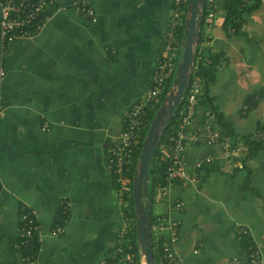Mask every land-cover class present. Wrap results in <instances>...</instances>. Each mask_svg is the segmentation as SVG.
<instances>
[{
	"label": "crops",
	"instance_id": "0c3cea01",
	"mask_svg": "<svg viewBox=\"0 0 264 264\" xmlns=\"http://www.w3.org/2000/svg\"><path fill=\"white\" fill-rule=\"evenodd\" d=\"M246 1L252 7L231 32L223 26L224 0H215L198 48L206 63L208 54L219 56L207 88L212 106L236 134L261 140V146L241 169L243 144V155L227 164L220 144L189 142L191 178L164 192L152 187L151 235L161 242L169 237L156 229L158 217L175 223L171 247L178 264H237L247 257L246 238L264 264V100L243 109L264 88V0ZM89 2L94 22L73 10L58 11L37 35L0 50V264H129L134 258L118 251L130 195L121 204L106 149L149 86L172 0ZM179 49L177 41L165 86ZM205 125L216 128L210 110L198 103L192 130ZM207 152L218 158L196 168ZM22 209L39 225L32 260L13 246ZM61 210L66 218L59 224ZM58 224L63 232L52 235ZM139 257L142 264L140 250Z\"/></svg>",
	"mask_w": 264,
	"mask_h": 264
},
{
	"label": "built area",
	"instance_id": "2783aa9c",
	"mask_svg": "<svg viewBox=\"0 0 264 264\" xmlns=\"http://www.w3.org/2000/svg\"><path fill=\"white\" fill-rule=\"evenodd\" d=\"M215 0H204L202 7L205 10V19L214 15L212 4ZM185 0H172L170 21L165 32L161 56L156 60L149 82V86L144 94L135 101L127 110L121 121V129L116 137L106 149L107 163L110 170L116 177L119 185V195L121 204L126 205V195H130L131 178L135 155L140 146L144 128L148 122V114L158 99L159 94L165 87V80L170 70V62L174 56L177 44L176 29L182 23ZM73 10L94 22L96 16L89 0H72L69 4L63 5L58 0H0V50L16 39L32 38L37 35L48 23L54 13L58 11ZM5 75L4 67L0 60V79ZM201 93V80L198 75H193L187 82L183 94V104L179 114L178 122L174 127L172 135L167 143L158 144L160 150V160L166 162L164 171L165 185L159 190H164L175 182H184L191 178L186 167L185 150L187 144H206L209 147L220 144L223 148V158L227 164L232 163L236 156L243 155L241 141L234 142L229 136H221L218 130L210 125H205L198 131L192 130V122L195 117L198 105V96ZM255 100H264V88L254 96ZM182 101V100H181ZM243 109H248L247 105ZM0 102V116L3 113ZM158 149V148H157ZM218 158L211 152H207L204 157L197 161L196 168L203 164H211ZM176 207L181 206V201H176ZM20 231L18 239L13 246L23 253L28 260L35 258V242L39 225L35 217L28 210L22 209L19 215ZM134 226L132 212L125 206L123 208L119 226V247L120 253L131 248L129 234ZM159 232H168L169 237L161 243L163 257L167 264H178L175 259L171 243L175 241L177 230L174 222H170L166 217H158L155 224ZM63 232V225H56L50 231L52 235ZM247 232L246 229L241 230ZM157 237V236H156ZM132 257L128 253V258ZM237 264H261L258 249L248 247L247 257Z\"/></svg>",
	"mask_w": 264,
	"mask_h": 264
},
{
	"label": "trees",
	"instance_id": "16d2710c",
	"mask_svg": "<svg viewBox=\"0 0 264 264\" xmlns=\"http://www.w3.org/2000/svg\"><path fill=\"white\" fill-rule=\"evenodd\" d=\"M186 1L187 0H185L183 4L184 13L182 15V23L176 29V34H177L178 43L180 45V49L178 52V58L176 59L175 66L173 68V74H172V77L170 78L168 85L165 86V88L159 94L158 101L152 106L148 114V122L146 125V129L148 128L155 114V111L158 109L163 97L165 96V94L167 93L171 85V81H172V78L174 76V72L176 69L175 68L176 64L181 57L182 42H183V23H184V19L186 15V3H187ZM224 5H225V15L223 19V26L225 29H228L231 32H237L241 26L242 14L248 11L249 9H251L252 6L251 4H248L246 0H224ZM205 15H206L205 10L203 9L201 28L205 22V17H206ZM201 38H202V34L200 30V34H199L196 47H195V51H194L193 68L190 72V78L193 75H198L201 80V93L198 96V103H202L206 108L210 110V113L214 117V124L216 125V129L218 130L221 136H229L234 142L239 140L245 146V154L240 158L241 166L239 167L241 169H245L247 166L248 160L253 155V153H255V151L261 146L262 141L252 139L249 135L240 136L236 134L230 127V124L226 122L223 116L217 111V109L214 106H212L211 100L207 95V90H208L207 88H208V84L212 81L214 77L216 67L219 63V56L212 57V55L208 54L209 62L206 63L203 53H201L198 48L199 43L201 42ZM255 95L256 93L252 95L250 98H248L247 101L244 103V105L248 106V109L252 108L258 102V100L254 99ZM182 102H183V99L179 103L170 121L166 124L164 131L161 133L160 138H159V145H161V143H167L169 137L172 135L174 127L176 126L178 122L179 114H180L182 104H183ZM146 129L144 130L142 134L140 146L135 155L133 169H132V172L130 173L131 183H132L133 172L136 166V161H137V158L140 152L142 140L144 139L146 135ZM159 157H160V150L158 147L151 164L147 167L148 175H149V179L147 181L148 192H149L148 199H150L151 191H152L150 182L152 186H156V185L163 186L166 184V182L164 181V171H165L166 162L160 160ZM129 198H130L132 216L134 217L133 200H132V184H130V197ZM143 200H146V199L143 198ZM65 218H66V212L61 210V212L59 213V217H58L59 224H62ZM151 236H152V250H153L155 264H167V260L166 258L163 257V253H162L161 240L154 239L153 235ZM128 238L130 239L131 248L130 249L125 248L124 251L125 253H131L134 255V258L131 260L132 262H130L129 264H139L140 263V257H139L140 249H139V245H138L137 238H136L135 225L133 226L132 231L129 234ZM156 238H160V235L157 236ZM246 241H247V247L249 246L252 247L253 244L251 243V240H249V238H246Z\"/></svg>",
	"mask_w": 264,
	"mask_h": 264
},
{
	"label": "water",
	"instance_id": "95a60500",
	"mask_svg": "<svg viewBox=\"0 0 264 264\" xmlns=\"http://www.w3.org/2000/svg\"><path fill=\"white\" fill-rule=\"evenodd\" d=\"M186 2L181 57L176 64L172 84L149 124L132 176L134 225L140 253L143 257L142 264H155L152 250L147 167L157 151L161 133L183 98L193 68L194 51L201 30L204 0H187Z\"/></svg>",
	"mask_w": 264,
	"mask_h": 264
},
{
	"label": "rangeland",
	"instance_id": "374dc122",
	"mask_svg": "<svg viewBox=\"0 0 264 264\" xmlns=\"http://www.w3.org/2000/svg\"><path fill=\"white\" fill-rule=\"evenodd\" d=\"M175 68H176V67H175ZM175 70H176V69H175ZM174 76H175V72H174ZM174 76H173V78H174ZM173 78H172V81H173ZM172 81H171V84H172ZM170 86H171V85H170ZM169 88H170V87H169ZM155 112H156V111H155ZM148 127H149V126H148ZM144 130H145V128H144ZM144 130H143V131H144ZM147 130H148V128L146 129V132H147ZM142 142H143V140H142ZM137 159H138V158H137ZM152 160H153V159H152ZM136 163H137V161H136ZM150 164H151V163H150ZM148 166H149V165H148ZM150 186L153 187L152 184H151V182H150ZM152 189H153V188H152Z\"/></svg>",
	"mask_w": 264,
	"mask_h": 264
}]
</instances>
